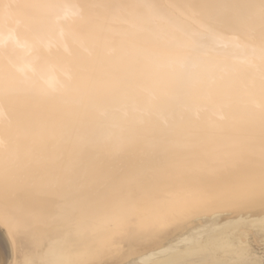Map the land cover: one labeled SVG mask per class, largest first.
Listing matches in <instances>:
<instances>
[{
    "label": "bare ground",
    "instance_id": "obj_1",
    "mask_svg": "<svg viewBox=\"0 0 264 264\" xmlns=\"http://www.w3.org/2000/svg\"><path fill=\"white\" fill-rule=\"evenodd\" d=\"M0 226L11 264L264 238V0H0Z\"/></svg>",
    "mask_w": 264,
    "mask_h": 264
},
{
    "label": "rangeland",
    "instance_id": "obj_2",
    "mask_svg": "<svg viewBox=\"0 0 264 264\" xmlns=\"http://www.w3.org/2000/svg\"><path fill=\"white\" fill-rule=\"evenodd\" d=\"M263 239L264 238H259L257 236H254L253 233H251V231L244 232V235L241 237V239H238L234 243L232 249H227V251H224L220 255H214V256L212 255V259L207 258L206 264H216V263L217 264H221V263L222 264H251V263L264 264ZM11 248H12L11 244L4 236V230L0 226V264H11V260H12V258L10 257L12 251ZM211 253L210 252H206V253L204 252L200 254L198 253L195 255V257L197 258L204 257V255L211 256Z\"/></svg>",
    "mask_w": 264,
    "mask_h": 264
}]
</instances>
